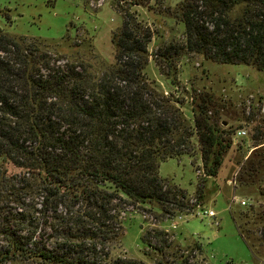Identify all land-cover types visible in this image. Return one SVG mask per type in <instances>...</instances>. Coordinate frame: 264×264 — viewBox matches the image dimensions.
<instances>
[{
    "label": "trees",
    "instance_id": "16d2710c",
    "mask_svg": "<svg viewBox=\"0 0 264 264\" xmlns=\"http://www.w3.org/2000/svg\"><path fill=\"white\" fill-rule=\"evenodd\" d=\"M151 1L130 5L152 9ZM120 10L123 24L111 39L115 61L103 68L96 55L66 56L63 43L29 42L0 28V262L26 255L49 264H145L111 255L114 241L123 244L122 214L152 202L164 215L203 204L199 195L187 205L184 189L160 175L161 163L199 154L205 176L219 173L231 131L220 113H210L211 97L203 96L189 119L147 66L153 56L172 84L175 61L191 53L264 73V0H183L173 14L184 24L185 40L153 54L151 27L130 6ZM255 131L260 145L264 118ZM238 181L263 187L264 151ZM240 215L241 223L233 215L239 233L264 263V209ZM54 223L58 237L51 245L42 231ZM151 238H158L160 251L172 246L165 231L150 229L142 239L150 244ZM189 258L181 253L178 264H191Z\"/></svg>",
    "mask_w": 264,
    "mask_h": 264
},
{
    "label": "rangeland",
    "instance_id": "374dc122",
    "mask_svg": "<svg viewBox=\"0 0 264 264\" xmlns=\"http://www.w3.org/2000/svg\"><path fill=\"white\" fill-rule=\"evenodd\" d=\"M182 1L152 0L149 3L152 9H149L130 5L131 0H0V28L29 42L51 46L63 43L66 56L71 57L76 50L87 58L91 54L96 55L98 65L102 64L103 68L115 61L111 39L112 33L123 24L121 6H130L138 13L139 19L151 27L153 40L149 44V52L153 54L162 45L185 40L184 24L173 14ZM6 14L10 15L11 23ZM64 37L69 40L63 41ZM73 42L81 43V46L77 49L71 47ZM175 62L179 70L175 84L159 72L153 56L150 57L147 73L159 83L165 96L179 100L176 106L189 119L203 101L202 97H211L210 113H220L223 125L231 131V145L223 155L216 177L205 176L199 154L162 162L160 175L166 183L169 180L184 189L185 203L191 205L202 195L200 201L203 204L192 211H177L173 215H164L157 202L135 209L130 207L122 214L125 229L123 244L114 241L111 255L145 264H178L181 253L190 255L191 264H264L258 263L233 218L234 215L241 223L240 212L244 209L252 215L264 209V194L260 193L264 182L259 188L238 181L248 162L257 159L258 153L264 151V139L260 145L253 139L257 123L264 118V73L244 64H221L207 60L198 53L181 55ZM239 129H246L247 135L238 137ZM9 170L14 177L22 176L21 170L15 167ZM243 199L247 200V205L241 204ZM13 207L6 206L1 211H11ZM200 208L212 209L217 216L204 215ZM250 227L258 229L257 226ZM56 229L54 223L52 228L48 226L42 231L51 239V245L58 237ZM150 229L167 232L172 246L160 251L157 248L160 245L158 238H151L150 244L144 243L142 238ZM255 236L260 237V232H256ZM0 264L49 263L24 255Z\"/></svg>",
    "mask_w": 264,
    "mask_h": 264
},
{
    "label": "built area",
    "instance_id": "2783aa9c",
    "mask_svg": "<svg viewBox=\"0 0 264 264\" xmlns=\"http://www.w3.org/2000/svg\"><path fill=\"white\" fill-rule=\"evenodd\" d=\"M246 135H247L246 129H239L237 131V136L238 137H244ZM240 202H241L242 205H247V200L246 199H243ZM200 209H201L200 212L202 214H204V215H207V216L212 217V218H215L217 216L216 212L214 210H212V209H202V208H200ZM200 212H198V213H200Z\"/></svg>",
    "mask_w": 264,
    "mask_h": 264
},
{
    "label": "water",
    "instance_id": "95a60500",
    "mask_svg": "<svg viewBox=\"0 0 264 264\" xmlns=\"http://www.w3.org/2000/svg\"><path fill=\"white\" fill-rule=\"evenodd\" d=\"M224 124H227L226 122Z\"/></svg>",
    "mask_w": 264,
    "mask_h": 264
}]
</instances>
